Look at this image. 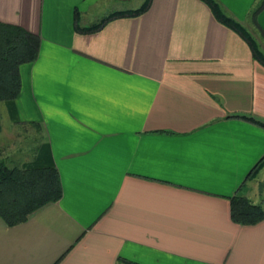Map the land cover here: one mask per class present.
Returning a JSON list of instances; mask_svg holds the SVG:
<instances>
[{
  "label": "crops",
  "instance_id": "crops-1",
  "mask_svg": "<svg viewBox=\"0 0 264 264\" xmlns=\"http://www.w3.org/2000/svg\"><path fill=\"white\" fill-rule=\"evenodd\" d=\"M217 1L264 51V0ZM136 7L0 0V21L40 37L0 101V157L55 166L62 186L25 221L0 218V264H264V218L230 215L261 183L264 63L203 0L80 29Z\"/></svg>",
  "mask_w": 264,
  "mask_h": 264
},
{
  "label": "trees",
  "instance_id": "trees-1",
  "mask_svg": "<svg viewBox=\"0 0 264 264\" xmlns=\"http://www.w3.org/2000/svg\"><path fill=\"white\" fill-rule=\"evenodd\" d=\"M203 1L210 6L221 22L232 27L248 40L254 56L264 63V52L245 26L224 12L217 0ZM148 4L149 0H146L133 9L114 10L101 21L80 29L92 31L110 18L139 14ZM39 42L38 34L18 24L0 21V101L18 96L21 89L19 66L36 58ZM255 121L264 125L259 119ZM61 195V181L55 166L27 168L17 164L10 165L0 157V218L5 224L14 225L25 221L33 211L58 200ZM230 215L235 222L252 224L264 218V208L246 195L235 193L230 197ZM116 264L140 263L119 257Z\"/></svg>",
  "mask_w": 264,
  "mask_h": 264
},
{
  "label": "rangeland",
  "instance_id": "rangeland-1",
  "mask_svg": "<svg viewBox=\"0 0 264 264\" xmlns=\"http://www.w3.org/2000/svg\"><path fill=\"white\" fill-rule=\"evenodd\" d=\"M144 1L146 0H126V2H128L129 4L131 5H134L135 7L137 6H140ZM245 26V25H244ZM245 28L249 31L250 35L254 37V32H255V29H248L247 26H245ZM258 43V42H257ZM260 49L263 51V48H261V46H259ZM264 52V51H263ZM255 191H256V194L252 195V198L251 200L254 202V203H261L263 201V198H264V169L261 173V183H257L256 185V188H255ZM262 206V205H261Z\"/></svg>",
  "mask_w": 264,
  "mask_h": 264
}]
</instances>
